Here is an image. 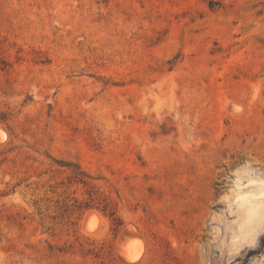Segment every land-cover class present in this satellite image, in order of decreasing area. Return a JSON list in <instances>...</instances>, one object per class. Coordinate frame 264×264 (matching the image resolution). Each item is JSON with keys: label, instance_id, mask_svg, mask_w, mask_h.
<instances>
[{"label": "rangeland", "instance_id": "374dc122", "mask_svg": "<svg viewBox=\"0 0 264 264\" xmlns=\"http://www.w3.org/2000/svg\"><path fill=\"white\" fill-rule=\"evenodd\" d=\"M253 208L264 0H0V264H264Z\"/></svg>", "mask_w": 264, "mask_h": 264}, {"label": "bare ground", "instance_id": "6f19581e", "mask_svg": "<svg viewBox=\"0 0 264 264\" xmlns=\"http://www.w3.org/2000/svg\"><path fill=\"white\" fill-rule=\"evenodd\" d=\"M258 206V204H257ZM264 216V208L263 209H254L251 211L249 217H248V226H249V229L248 230H252V229H255V227H257V224L259 223L260 224V220H262V218ZM264 220V219H263ZM263 223V222H262ZM257 232V231H256ZM254 234V233H253ZM245 236V235H244ZM128 246V245H127ZM126 246V247H127ZM141 246V245H140ZM125 250V248H124ZM127 252V257L130 259V260H135L138 256V254L136 253V251H133L130 247L127 248L126 250ZM126 255V254H125Z\"/></svg>", "mask_w": 264, "mask_h": 264}, {"label": "trees", "instance_id": "16d2710c", "mask_svg": "<svg viewBox=\"0 0 264 264\" xmlns=\"http://www.w3.org/2000/svg\"><path fill=\"white\" fill-rule=\"evenodd\" d=\"M118 225H119V222H116V227H118Z\"/></svg>", "mask_w": 264, "mask_h": 264}]
</instances>
